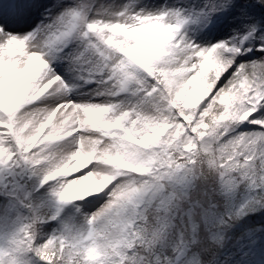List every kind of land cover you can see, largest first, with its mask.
<instances>
[{
    "label": "snow or ice",
    "instance_id": "1",
    "mask_svg": "<svg viewBox=\"0 0 264 264\" xmlns=\"http://www.w3.org/2000/svg\"><path fill=\"white\" fill-rule=\"evenodd\" d=\"M94 2L58 0L30 27L38 0H0V171L46 162L33 191L59 178L48 220L107 196L83 226L46 239L39 216L3 229L0 264H205L209 251L211 264H264V221L223 250L237 220L264 211V55H244L264 53V12L252 0L194 3L201 27L234 11L246 29L213 43L189 35L180 8ZM73 77L104 99L69 98ZM245 121L258 128L236 132ZM0 196L16 192L5 184Z\"/></svg>",
    "mask_w": 264,
    "mask_h": 264
},
{
    "label": "rangeland",
    "instance_id": "2",
    "mask_svg": "<svg viewBox=\"0 0 264 264\" xmlns=\"http://www.w3.org/2000/svg\"><path fill=\"white\" fill-rule=\"evenodd\" d=\"M68 2L69 0H59V3ZM127 2L128 0H95L93 8H106L109 6L122 5ZM202 2L203 0H138V4L136 5V7H144L148 10L176 7L182 9L183 14H192L193 19H191L189 23H187L184 27L188 31L189 35L194 36L196 40L201 42L211 41L214 43L218 39H225L229 36H236L237 39H240V37L243 36L246 29H242L239 21L233 19V17L236 15L234 11H230L226 14L215 13L212 16L211 22L208 23L207 26L201 27V21L195 18L192 5L194 3L200 4ZM38 3L41 4L42 7L33 15L31 23L29 25L30 27H34L36 23L44 18L45 8L51 9L54 14L61 10L58 6V0H38ZM253 10L255 13L258 11L256 7H254ZM234 28L237 29V31H233ZM23 30H27V28H24ZM245 44H247V41H245ZM252 52L256 53V49L253 48ZM244 55L248 58L255 59L259 55H264V53H256L255 56H253L252 53H245ZM57 71L60 72L61 75L65 76L66 79H68L71 75L66 73L62 66H58ZM72 79L73 83L78 86L71 89V91L68 93L69 98L74 100H85L89 98L97 100L104 99L103 97L92 96V92L89 90L95 88L94 83H85L84 81L75 79V77H73ZM40 102L51 104L56 102V100L55 97L45 96L42 97L41 101H39L38 103ZM255 126L258 127L257 125L245 121L241 123L240 130L247 131L248 128H253ZM45 165L46 162H42L41 165L32 167H27L21 164L19 169H17L15 172H11V175H9V173H5L7 171L10 172L11 170L0 171V180L3 181V186L7 183L9 184V187L16 192L15 197L5 199L3 196H0V216L2 212L6 211L7 213L5 217V222L7 223L0 221V226L2 227V229L6 227V229L10 232L16 230L19 227V224L23 222H21V220L25 219V222H30L32 218L29 214V210L32 208L37 209V207L41 206L39 208H43V210L40 215L45 219L44 222L40 225V239H46L47 236L53 232V229H63L65 225L73 228L83 226L84 215L95 212L106 202L107 196L105 195V191L102 190L100 193L90 194L86 198L78 199L76 201L64 204L56 219L48 220L47 217L56 212V204L54 198L48 190L50 188V185H54L58 182L59 178L57 179V181H50L48 184L41 187L38 191H33L42 175L41 170L45 167ZM91 167L92 165L90 164L85 170L81 171H86ZM242 197L243 194H239L238 198ZM21 201H23L24 203H21ZM26 204H30V207H26ZM225 207L226 198L223 195L222 200L219 203H216L217 212H223L225 210ZM23 208H27V210L25 211ZM259 217V220H264V211L259 212ZM14 219L16 220L18 225L10 230L12 220ZM47 222H51V224L49 225V230L46 229ZM237 226L238 224L235 225V228ZM2 231L3 230H0V233Z\"/></svg>",
    "mask_w": 264,
    "mask_h": 264
},
{
    "label": "trees",
    "instance_id": "3",
    "mask_svg": "<svg viewBox=\"0 0 264 264\" xmlns=\"http://www.w3.org/2000/svg\"><path fill=\"white\" fill-rule=\"evenodd\" d=\"M252 3L254 5V7L257 8V12L256 14L257 15H260L262 12H264V5H261L260 4V0H252ZM241 125V124H240ZM240 125L236 128V132H249V131H253V130H256L258 127H254V128H248L247 131H241L240 130ZM5 173H9V171L5 172ZM1 176V175H0ZM23 180V178H22ZM2 180H0V187H3V184H2ZM6 182V181H4ZM7 184V183H6ZM28 185V184H27ZM222 197H223V194L220 193V192H217L215 194V203H219L221 200H222ZM41 207V206H39ZM37 207V209H30L29 211V214L31 216V218H33L34 216H39V217H42L40 214L43 210V208H39ZM25 211L27 210V208H23ZM50 211H51V208H50ZM50 213V212H48ZM7 213L6 211L5 212H2L1 216H0V221L1 222H5V217H6ZM260 217H259V212H256V213H251L249 214L248 216H245V217H242L241 219L237 220L236 223L233 225V227L230 229L229 233L227 234V241H226V244H225V247L223 250H227L228 248L231 247V245L234 243V241L236 240V238H238L241 233L243 232L244 228L250 224V223H256L258 221H264V220H259ZM262 219V218H261ZM25 219L21 220L22 223L19 224V226H21L23 223H26L24 221ZM0 222V223H1ZM7 223V222H5ZM51 222H47L46 224V229L49 230L50 228V225ZM238 224V226L235 228V225ZM18 225L16 220H12V223H11V226H10V230L15 228V226ZM6 228V227H5ZM4 228V229H5ZM41 228V227H40ZM0 230H3L2 227L0 226ZM40 230V229H39ZM40 233H41V230H40ZM0 234H5L3 231L0 233ZM41 236V234H40ZM222 250V251H223ZM221 259L223 258L222 256L220 257ZM201 259L207 263V264H211V262L213 261V255H212V252L209 251L208 253L204 254Z\"/></svg>",
    "mask_w": 264,
    "mask_h": 264
},
{
    "label": "bare ground",
    "instance_id": "4",
    "mask_svg": "<svg viewBox=\"0 0 264 264\" xmlns=\"http://www.w3.org/2000/svg\"><path fill=\"white\" fill-rule=\"evenodd\" d=\"M256 127V126H255ZM254 128V127H253ZM227 135V134H226Z\"/></svg>",
    "mask_w": 264,
    "mask_h": 264
}]
</instances>
